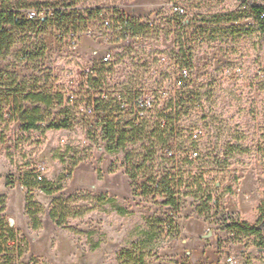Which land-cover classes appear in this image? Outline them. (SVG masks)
<instances>
[{"label":"rangeland","instance_id":"1","mask_svg":"<svg viewBox=\"0 0 264 264\" xmlns=\"http://www.w3.org/2000/svg\"><path fill=\"white\" fill-rule=\"evenodd\" d=\"M12 1L24 2L31 8L44 6L46 12L49 7L69 4L82 9L103 10L93 24L94 33L90 35L88 31H83L75 40L50 21L45 26L44 34L38 32L41 29L39 26L35 30H13L17 42L14 52L5 60L10 63V72L18 75L20 80L34 76L51 77L52 81L47 84L53 85L55 91L65 92L66 98L73 91H78L83 69L99 62L103 53L110 51L114 54L112 63H118L114 65V72L108 80L109 87L133 79L143 99L163 95L162 106L171 93L179 89L180 69L170 52L178 50V40L179 43L183 42L186 51L191 49L195 54V68L190 75V87L197 89L201 100L191 106L182 124L186 130L200 133V143L209 148L217 143L222 147L226 144H239L242 147V152H236L231 159L234 163L232 167L219 175L220 191L228 181L236 189L238 184L236 186L235 179L252 172L257 179L258 196H242L241 201L246 211L244 219L255 222L259 191L264 189V36L253 26L252 18L235 22H216L213 19L215 15L223 14L240 16L244 9L240 0ZM252 1L264 3V0ZM172 5L185 9V14L175 15ZM46 12L40 14L42 19L46 17ZM122 16L145 26L141 32L145 37L143 44L125 46L101 26L103 19ZM41 45L46 50L42 57L29 63L20 60L23 52L40 48ZM60 111L62 107L52 108L49 119L58 117ZM20 126V122L11 123L5 140L0 142V194L8 199L4 218L26 243V251L21 259L23 262L37 258L47 264H122L117 259V253L129 245V240L133 238L130 239L131 231L143 225L145 217L166 218L174 215L180 226V221L188 222L198 216L196 207L200 201L191 196L182 197L181 208L177 212L161 205L160 197L134 196L125 172L124 154L107 153L104 142H100L97 149L77 163L60 192L46 195L39 190L33 191L35 199L44 209L42 227L33 231L25 214L27 189L19 181L20 175L42 164L47 178L55 180L63 166L52 158L53 150L60 143L77 141L84 130H49L45 134L33 130L22 134ZM22 135L17 155L11 158L13 151L8 141H15ZM28 162H31L30 166ZM8 180L13 181L12 186L7 185ZM77 192L109 194L123 203L131 214L120 216L106 206L84 219L71 222L75 229L85 233L95 232L91 237L58 227L49 216L52 199ZM219 219L220 216L210 215L199 240L206 247L217 244L221 249L228 250L233 245L231 236L219 230ZM189 223L191 230L186 228L185 231L191 234L198 231V223ZM182 239L180 231L178 238L164 243L158 249V259L189 264ZM90 240L100 241V247L91 250ZM244 247L242 251L228 250L227 253L238 259V264H264V248L251 246L246 247L245 251ZM158 259H150V264H159Z\"/></svg>","mask_w":264,"mask_h":264},{"label":"trees","instance_id":"2","mask_svg":"<svg viewBox=\"0 0 264 264\" xmlns=\"http://www.w3.org/2000/svg\"><path fill=\"white\" fill-rule=\"evenodd\" d=\"M240 1L244 8L240 16L223 14L215 15L213 19L216 22H235L246 17L252 18L253 26L264 36V3ZM43 12H46L44 6L31 8L24 2L0 0V61H5L12 54L17 42L13 33L15 29L35 30L39 26L41 29L38 32L44 34L45 26L50 21L74 40V36L93 27L103 10L82 9L69 4L49 7L44 19L40 17ZM32 13L36 16L30 18ZM109 19L114 26L110 30H104L118 41L119 26L143 36L141 32L145 26L139 23L123 16ZM105 20L107 19H103L101 23L102 27ZM177 44L178 50L170 53L180 69L179 89L171 93L162 106L163 95L157 94L155 99H143L133 79L109 87L108 80L114 72V65L118 63H112L114 57L109 63L100 60L83 69L78 91H73L67 98L65 92L55 91L53 85L47 84L52 81L51 77L34 76L20 80L18 75L10 72L9 66L0 69V142L5 140L13 122L21 123L22 134L33 130L41 131L42 134L49 130H84L77 141L60 143L53 150L52 158L63 166L55 180L41 174L39 167L42 164L35 165L20 175L19 181L27 189L25 214L33 231L41 229V215L44 212L33 191L39 190L46 195L60 192L77 163L97 149L100 142H104L107 153L124 154L125 172L134 196L160 197L159 203L174 212L180 210L183 196H191L200 201L196 207L198 216L207 222L212 213L220 216L218 228L231 236L232 244L264 248V189L259 191L254 223L245 220L239 210L232 213L227 211L226 196H231L237 204L238 194L233 185H226L220 191L219 175L232 167L234 163L231 159L236 152H242V147L239 144H226L222 147L217 143L209 148L200 143V133L188 131L182 124L183 117L191 106L201 98L197 89L190 87L195 54L191 49L186 51L183 42L179 43L178 40ZM45 51V47L41 45L40 48L23 52L20 60L32 62L42 57ZM86 69H89V73ZM43 79L46 82L40 85ZM54 107H62V111L58 117L49 119L50 110ZM22 138L23 135L17 137L14 146L10 148L13 151L11 158L17 155ZM262 152L264 157V142ZM27 164L30 166L31 162ZM238 181L236 178V186ZM7 185L12 186L13 181L8 180ZM7 204L6 195L0 194V264H47L37 258H32L28 263L21 260L26 251V243L3 216ZM106 206L120 216L131 214L123 203L109 194L77 192L53 198L49 216L58 227L91 237L95 232L85 233L75 229L71 222L84 219ZM180 231L174 215L166 218L145 217L143 225L131 231L130 239L133 238L129 240L128 246L117 253V259L122 264H150V259L159 258L158 249L169 240L178 238ZM100 245V241L90 240L91 250H97ZM158 260L159 264H179L176 260Z\"/></svg>","mask_w":264,"mask_h":264},{"label":"crops","instance_id":"3","mask_svg":"<svg viewBox=\"0 0 264 264\" xmlns=\"http://www.w3.org/2000/svg\"><path fill=\"white\" fill-rule=\"evenodd\" d=\"M13 50L11 53L14 52ZM9 64V62L1 60L0 69H6ZM226 185L231 184L228 181ZM236 191L238 194V203L236 204L234 199L228 195L225 199V207L230 213L239 210L244 216V214H246V211L244 210L242 205V196L252 197L254 194L258 196L257 179L255 175H253L252 172L244 173L238 181ZM190 221H193L194 224L198 223L199 225L198 231L194 232L193 234L185 231L186 228L188 230H191V223H189ZM190 221H185L186 223L180 221L181 236L183 238L182 242L185 244V254L187 256L189 264H238L239 260L234 258L231 254H228L227 251H242V247H244L242 246V244H233L228 250L225 248L221 249L217 244L214 247H206L205 243L200 241L199 238L202 234L203 226L207 224V221L200 216L192 218ZM246 249L247 248L244 247L245 251ZM228 259H231L232 262H229Z\"/></svg>","mask_w":264,"mask_h":264},{"label":"built area","instance_id":"4","mask_svg":"<svg viewBox=\"0 0 264 264\" xmlns=\"http://www.w3.org/2000/svg\"><path fill=\"white\" fill-rule=\"evenodd\" d=\"M172 10L174 13H178V14H184L185 10L180 7V6H176V5H172ZM36 16L35 13H32L31 17ZM114 23L111 19H107L104 21L103 23V27L104 29H108L110 30L111 28H113ZM117 31L120 33V41L123 45L128 46V47H135L138 45H141L145 42V38L139 34H135L134 32H132L131 30L128 29H123V27L117 28ZM88 33L91 35L94 33V29L93 27L88 30ZM79 37L78 36H74V40L77 39ZM75 43V42H74ZM114 54L110 51H106L103 53V55L101 56V61L103 62H111L113 60ZM86 72L89 73V69H86ZM8 144L10 146H14V140L10 139L8 141ZM39 170L41 171V174L44 175L45 174V168L43 166L39 167ZM40 179V178H39ZM229 262H232L231 259H228Z\"/></svg>","mask_w":264,"mask_h":264}]
</instances>
